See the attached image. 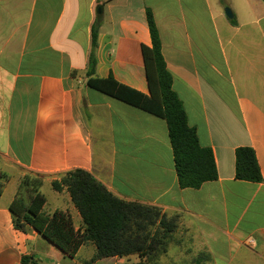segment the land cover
<instances>
[{"label": "crops", "instance_id": "crops-1", "mask_svg": "<svg viewBox=\"0 0 264 264\" xmlns=\"http://www.w3.org/2000/svg\"><path fill=\"white\" fill-rule=\"evenodd\" d=\"M147 9L188 125L215 156L218 179L199 189L180 187L164 119L87 83L91 29L101 16L94 77L150 95L142 53L152 46ZM241 147L255 151L260 183L236 179ZM75 170L122 200L186 215L212 264L219 245L229 247L228 263L244 248L264 264V0H0V172L8 175L0 264L24 257L82 264L96 254L88 243L71 258L31 226L21 231L13 223L10 205L22 177L33 173L44 177L43 212H65L83 230L67 189L52 187Z\"/></svg>", "mask_w": 264, "mask_h": 264}, {"label": "trees", "instance_id": "trees-1", "mask_svg": "<svg viewBox=\"0 0 264 264\" xmlns=\"http://www.w3.org/2000/svg\"><path fill=\"white\" fill-rule=\"evenodd\" d=\"M101 19L98 16L91 29L88 85L166 121L181 188L199 189L204 183L216 181L218 171L214 153L211 148L200 146L196 129L188 125L183 103L172 88L173 79L162 54L161 38L152 11L147 9L152 46L142 47L149 96L112 77H94ZM231 22L235 23L234 19ZM235 155L236 179L260 183L263 179L255 151L241 147ZM7 179L8 175L0 172V197ZM43 182L44 177L39 174L28 173L22 177L10 205L14 226L21 231L31 226L71 258L83 245L93 244L96 254L82 264L131 255L141 259L137 264H149L151 257L166 247L177 224L176 216L169 218L157 207L122 200L90 173L75 170L53 181L52 187L58 192L64 189L69 192L83 220V230H76L69 214L57 211L46 215L43 212L46 204L41 192ZM22 263L37 264L28 257H24Z\"/></svg>", "mask_w": 264, "mask_h": 264}, {"label": "rangeland", "instance_id": "rangeland-1", "mask_svg": "<svg viewBox=\"0 0 264 264\" xmlns=\"http://www.w3.org/2000/svg\"><path fill=\"white\" fill-rule=\"evenodd\" d=\"M225 9L231 8L226 7ZM173 216L177 217V224L174 232L172 233L171 238L167 240L166 247L161 249L155 256H152L149 264H212L210 259L207 258V253L201 241L195 237L194 228L192 227L191 222L187 220V216L171 215L168 217L170 218ZM238 251L234 252V261L228 263L227 258L229 257V247L227 245H219L218 254L216 255V263L259 264L258 260L249 256L251 254L246 249L243 248L239 252ZM92 258L93 257H91V259ZM91 259L84 262L90 261ZM140 260L141 259L137 255H132L130 259L125 260L120 264H137Z\"/></svg>", "mask_w": 264, "mask_h": 264}, {"label": "water", "instance_id": "water-1", "mask_svg": "<svg viewBox=\"0 0 264 264\" xmlns=\"http://www.w3.org/2000/svg\"><path fill=\"white\" fill-rule=\"evenodd\" d=\"M103 12V9L102 8H99L98 9V13L99 14H102ZM225 14L226 16L229 18V19H233L234 15H233V12L231 11V9H225Z\"/></svg>", "mask_w": 264, "mask_h": 264}]
</instances>
